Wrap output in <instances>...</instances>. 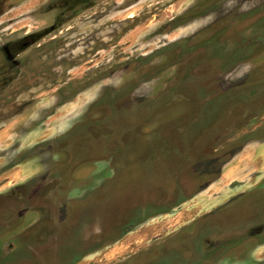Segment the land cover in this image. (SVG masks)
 <instances>
[{
	"label": "rangeland",
	"instance_id": "rangeland-1",
	"mask_svg": "<svg viewBox=\"0 0 264 264\" xmlns=\"http://www.w3.org/2000/svg\"><path fill=\"white\" fill-rule=\"evenodd\" d=\"M235 8L264 29V0H0V39L48 28L0 90L2 264H190L206 229L264 220V152L247 148L264 142V44L228 57L210 25ZM46 178L56 209L12 192ZM66 208L78 239L59 240ZM246 232L207 263L264 264V233ZM20 236L30 257L6 252Z\"/></svg>",
	"mask_w": 264,
	"mask_h": 264
},
{
	"label": "flooded vegetation",
	"instance_id": "flooded-vegetation-1",
	"mask_svg": "<svg viewBox=\"0 0 264 264\" xmlns=\"http://www.w3.org/2000/svg\"><path fill=\"white\" fill-rule=\"evenodd\" d=\"M244 14L245 13L238 12V10L235 8L228 13H222V16H219L218 19L216 20L214 19V21L210 23V25L219 26L220 41L218 43L227 44V56L228 57H231L232 55L237 56L238 54L237 53L238 50L235 48V46L229 49V45L232 42L241 43L243 46V43L246 41L247 42L246 46L250 48H253L254 45H257L258 47L260 44H264V36H261L264 34V29L260 31L259 19L255 17V13L248 12V14H245V15ZM250 14H252L257 20L253 21L251 17L249 16ZM216 21L220 23L214 24ZM255 25H258V27L254 28ZM47 30L48 28L44 30H38V31L25 30L23 35H20V34H17L16 36L7 35L9 37H7L5 41L4 39H0L1 40L0 41V90L2 89V82L4 80L14 79L16 77V74H14V72L21 70L22 66H24L26 62L29 61V60L25 61L24 57H21L20 54L23 53L24 50L28 48L31 44L36 43L41 37H43V33ZM11 32H16V30L12 29ZM228 42H231V43L228 44ZM20 104L23 105L24 108L28 106V103L26 102H22ZM8 112L9 111L6 112V109L4 111H1L0 109V120L8 119L9 117L14 116V114L13 116H9ZM77 139L83 140L84 137H78ZM85 144L90 145V143L88 142H85ZM92 145H90V147L87 149L86 151L87 153H85V151L83 150L84 152L83 156L85 157L84 158L85 161L87 159L90 160L91 158H94L95 156L100 157L99 152L95 153L94 150H100V152L103 150V152H101L102 154H106L110 152L107 150L108 149L107 146L109 145L106 139L100 140L97 143H95V145L93 146ZM90 149L93 151L90 152L89 151ZM90 155L91 157H88ZM39 182L40 183H37V184H33L32 182H27L21 185H17L13 187L14 190L12 192L16 193L15 194L16 199L21 200V201H24V199H26L27 201L26 200L25 201L27 205L39 204L37 203L38 201L47 202L46 198H48L50 194H48L46 191L43 193L42 190L37 191V189L39 188L41 184L46 186V184L49 182L48 178L44 180L39 179ZM44 182H46V184H44ZM256 186L257 187H255V189L253 190V193L251 196H252V199L256 198L257 202L261 203L264 200L263 196H261L262 194H264V191H260V190L258 191V189L262 187L258 184ZM25 187L32 188L31 197H30L29 191L28 192L25 191ZM52 196L53 194L50 195V198H49L50 200H48L47 204L45 205V207L49 208L50 210H53L52 208L56 209L57 207V204L54 205L52 203L53 202ZM113 196L115 197V195ZM136 205H137L136 202L133 203V206H136ZM64 210H63L64 212L59 211L57 214L58 216L52 215L55 218L59 217L61 220L60 221L61 223H63V220H66L64 222L66 226L62 228V230L63 229L64 230L61 231L64 234L61 233V236H59V238L63 237V239H66L67 237H69V234H71V236L75 235V239H78L80 235L83 236L82 227H83L84 221L80 222L79 220H77V217L75 218L74 221H72L73 220L71 216L72 211L68 212L67 208ZM77 210L75 211V213L79 214V217H84L83 215H86V213H83V209H77ZM80 213H83V214H80ZM140 214L141 212L136 211L137 216H139ZM80 227H81V230H80ZM90 229L92 231L91 226H90ZM245 231H248L249 233L247 232L246 233L247 234L251 233V235H262L264 233V220L259 221L258 219H255L248 226H245L244 224L240 223L238 227H233L228 230H227V227L222 228V226H220V228L219 226H217V227L206 229V231L202 232L199 235L198 241L196 242L197 250L199 254L193 257L190 264H208L207 262L211 263V261H213L214 259V256H216L215 251L218 247H220L219 249H221L223 247H226L228 244H233V243H237L239 240L240 241L244 240ZM78 234L80 235L78 236ZM28 237L30 238V236ZM86 238H89V237H86ZM24 240L21 236L8 239L7 241H5L6 248L8 250L6 252L10 254H17V253H20L21 251H25L28 257H30V254L33 255V252H35V250L32 249L33 246L30 245V240L29 241H24ZM24 260L25 261H21V264H32L34 262L33 261L34 259H32L31 257H30V260H27V257L24 258ZM0 261H2V259ZM2 263L3 261L0 264ZM12 264H17V261H14ZM154 264H159V263H154ZM160 264H164V262Z\"/></svg>",
	"mask_w": 264,
	"mask_h": 264
},
{
	"label": "crops",
	"instance_id": "crops-1",
	"mask_svg": "<svg viewBox=\"0 0 264 264\" xmlns=\"http://www.w3.org/2000/svg\"><path fill=\"white\" fill-rule=\"evenodd\" d=\"M248 149H249V151H250V153H249V158L248 159H250L251 157H253V158H251V159H262L261 158V156H256V154H255V152L256 151H258V152H264V142H262V141H260V140H258V141H254V142H251V144L247 147ZM246 148V149H247ZM245 153H247V151H245ZM262 153H260L259 155H261ZM246 158L245 157H243V158H241L240 160L241 161H239V162H237V166L235 167V169H234V171L235 170H238L239 168H243V166H244V160H245ZM251 159H250V162H251ZM264 159V158H263ZM257 161V160H256ZM256 164V163H255ZM259 165L261 166V164L259 163ZM261 169H263L264 170V164L261 166ZM233 172V171H232ZM59 240H63V238H60ZM18 261H25L24 260V258H20V260L18 259ZM34 261V260H33Z\"/></svg>",
	"mask_w": 264,
	"mask_h": 264
}]
</instances>
